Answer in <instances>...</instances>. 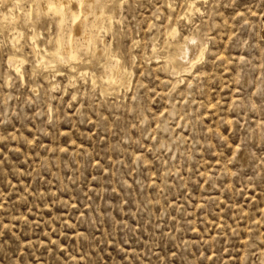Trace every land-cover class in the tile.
<instances>
[{
  "label": "rangeland",
  "instance_id": "374dc122",
  "mask_svg": "<svg viewBox=\"0 0 264 264\" xmlns=\"http://www.w3.org/2000/svg\"><path fill=\"white\" fill-rule=\"evenodd\" d=\"M31 1L0 0V264H264V0H96L72 61Z\"/></svg>",
  "mask_w": 264,
  "mask_h": 264
},
{
  "label": "bare ground",
  "instance_id": "6f19581e",
  "mask_svg": "<svg viewBox=\"0 0 264 264\" xmlns=\"http://www.w3.org/2000/svg\"><path fill=\"white\" fill-rule=\"evenodd\" d=\"M34 2V4L36 5V10L39 12V11H42L44 13H52L54 15V17L56 18V22L55 24L57 25V32L55 34V36H51L54 38V43H55V46L54 48L51 50V54L52 56L54 57V59L56 60H60V61H65L64 59H72L74 60V57L76 56V51H77V48H76V42L75 40L79 37V36H83L84 37V40L86 42V46H90V45H96V41L98 42V35H97V31L100 29L97 24L99 23H95V20L94 22H91L90 24L88 23V18H89V15H91L92 17H100L102 13H98L96 11V3L97 1L96 0H32ZM31 1V2H32ZM191 1V0H190ZM30 2V1H29ZM188 2V1H187ZM33 4V3H32ZM187 4V3H186ZM188 4H191V2ZM103 6V5H102ZM192 6V5H190ZM194 6V5H193ZM33 7V5H32ZM169 7V6H168ZM34 8V7H33ZM101 9V7H99ZM29 9V8H28ZM35 9H32V10H35ZM189 11V10H188ZM101 12V10H100ZM192 12V11H191ZM104 14V13H103ZM47 15V14H46ZM110 15V14H109ZM51 16V15H50ZM90 16V17H91ZM3 18L4 17V14L2 16ZM52 17V16H51ZM97 17V18H98ZM112 17V16H110ZM104 18H107V17H104ZM103 18V19H104ZM99 19V18H98ZM109 19V18H108ZM55 20V19H54ZM52 20V21H54ZM102 20V19H101ZM112 21V18L110 19ZM100 21V20H98ZM103 21V20H102ZM109 22V21H108ZM111 25V23H109ZM104 27V26H101V28ZM89 28V29H88ZM18 32V31H17ZM176 32V31H175ZM171 32H169L170 34ZM21 34V33H20ZM175 34V33H174ZM173 35V34H172ZM174 36V35H173ZM32 37V36H31ZM30 37V38H31ZM34 37V36H33ZM32 37V38H33ZM50 37V36H49ZM172 37V36H171ZM52 38V39H53ZM174 38V37H173ZM82 39V38H80ZM79 40V38H78ZM83 40V41H84ZM50 41H51V38H50ZM53 41V40H52ZM49 42V41H47ZM50 43V42H49ZM78 43V42H77ZM101 43V42H99ZM14 45V43H12ZM80 44V43H79ZM83 44V43H82ZM12 45V46H13ZM101 45V44H100ZM201 45V44H200ZM168 46V45H167ZM15 47V46H14ZM37 47L36 44H34V48ZM79 47V46H78ZM81 47V46H80ZM82 47H85L84 45ZM201 47V46H200ZM198 48V54H197V57L188 62V65L187 67H184L182 72L184 74H189V72H191L195 65L197 64V62H199L201 60V58L203 57V48ZM87 49V47H85ZM84 48V49H85ZM106 48V47H105ZM108 48V47H107ZM80 49V48H79ZM91 49V48H90ZM79 51V50H78ZM166 53V52H165ZM45 54V53H44ZM110 55V54H109ZM113 55V54H112ZM40 57V56H39ZM52 58V57H51ZM76 58V57H75ZM163 58V57H162ZM165 58V57H164ZM44 58L43 57H40V60H43ZM167 59V58H166ZM71 60V61H72ZM76 60V59H75ZM112 60V59H111ZM110 60V61H111ZM115 60V59H114ZM9 61H16L14 64L18 63V65H20L23 61V59L21 58H15V57H10L9 58ZM8 61V62H9ZM38 61V60H37ZM69 61V60H68ZM121 61V60H120ZM40 62V61H39ZM46 62V61H45ZM59 62V61H58ZM70 62V61H69ZM113 62V60H112ZM111 62V63H112ZM170 62V61H168ZM166 62V63H168ZM53 63V62H52ZM65 63V62H64ZM41 64V63H40ZM39 64V65H40ZM48 64V63H46ZM45 64V65H46ZM51 64V63H50ZM54 64V63H53ZM70 64V63H69ZM169 64V63H168ZM44 65V67H45ZM106 65V64H105ZM109 65V64H108ZM111 65V64H110ZM122 65V64H121ZM167 65V64H166ZM12 66V65H11ZM51 66V65H49ZM53 66V65H52ZM114 68L116 69V71H119V69H121L118 65V60H115L114 61V64H113ZM112 66V67H113ZM47 67V66H46ZM106 67V66H105ZM104 67V68H105ZM170 67V66H169ZM15 68V67H14ZM18 68V67H17ZM51 68V67H49ZM113 68V69H114ZM165 68V67H164ZM171 68V67H170ZM169 68V69H170ZM72 69V68H71ZM105 70V69H104ZM103 70V71H104ZM126 70V69H125ZM79 71V70H78ZM81 71V70H80ZM83 71V70H82ZM107 71V70H106ZM105 71V72H106ZM115 71V72H116ZM123 71V70H121ZM18 72V71H17ZM84 72V71H83ZM113 72V73H115ZM120 72V71H119ZM131 72V71H130ZM171 72H173L171 70ZM181 72V71H180ZM78 73V72H77ZM88 73V72H87ZM107 73V72H106ZM110 73V72H109ZM117 73V72H116ZM128 73V72H127ZM176 73V71H175ZM80 74V73H78ZM125 74V73H124ZM172 74V73H171ZM178 74V71L177 73ZM175 74V75H176ZM182 74V73H181ZM104 75V74H103ZM107 75V74H106ZM105 75V76H106ZM109 75V74H108ZM117 75V74H116ZM119 75V73H118ZM121 75V74H120ZM119 75V76H120ZM172 76V75H171ZM177 76V75H176ZM92 77V76H91ZM128 77V75H127ZM93 78V77H92ZM90 78V80L92 79ZM101 78V77H100ZM103 78H101L102 80ZM100 80V81H101ZM106 80L109 81V82H112V83H117L118 81H120L118 79V76H114V75H109L108 77L106 76ZM92 81L94 82V80L92 79ZM105 81V80H104ZM127 81V79H126ZM128 82V81H127ZM126 82V83H127ZM106 83V82H105ZM129 83V82H128ZM123 84V83H122ZM107 85H110V84H107ZM121 85V84H119ZM118 85V86H119ZM106 86V85H105ZM105 86H103V88H105ZM113 86V85H112ZM118 89V88H117ZM112 90V89H111ZM119 90V89H118ZM104 91V89H103ZM109 91V90H107ZM105 92V91H104Z\"/></svg>",
  "mask_w": 264,
  "mask_h": 264
}]
</instances>
